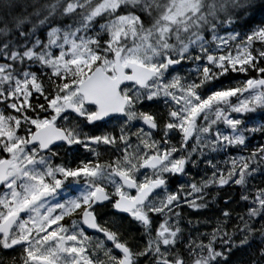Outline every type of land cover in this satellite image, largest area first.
I'll return each mask as SVG.
<instances>
[{"label":"snow or ice","instance_id":"obj_1","mask_svg":"<svg viewBox=\"0 0 264 264\" xmlns=\"http://www.w3.org/2000/svg\"><path fill=\"white\" fill-rule=\"evenodd\" d=\"M0 264H264V0H0Z\"/></svg>","mask_w":264,"mask_h":264},{"label":"trees","instance_id":"obj_2","mask_svg":"<svg viewBox=\"0 0 264 264\" xmlns=\"http://www.w3.org/2000/svg\"><path fill=\"white\" fill-rule=\"evenodd\" d=\"M260 15H261V13H257V15H256V19H255V21L254 22H258L259 21V18H260ZM259 139V137H257V140ZM253 143H255V141L253 142ZM222 158H224V156L222 157ZM228 200V199H227ZM224 206V203H220L219 204V207L218 208H221V207H223ZM234 206V205H233ZM217 208V209H218ZM208 218H210V217H208ZM213 218V217H212ZM206 220V218H204V219H200V221L203 223L204 221ZM239 253L237 254V256L239 257Z\"/></svg>","mask_w":264,"mask_h":264},{"label":"flooded vegetation","instance_id":"obj_3","mask_svg":"<svg viewBox=\"0 0 264 264\" xmlns=\"http://www.w3.org/2000/svg\"><path fill=\"white\" fill-rule=\"evenodd\" d=\"M200 167V166H199ZM197 168H193L191 165H189V174L190 175H193V171L196 170ZM183 181V178H178V179H175L173 181V187L177 184V183H182Z\"/></svg>","mask_w":264,"mask_h":264}]
</instances>
